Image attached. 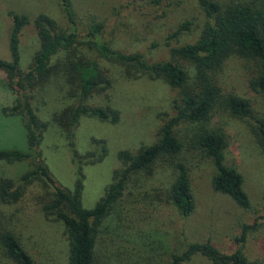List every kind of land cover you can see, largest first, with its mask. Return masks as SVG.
<instances>
[{"label":"rangeland","instance_id":"1","mask_svg":"<svg viewBox=\"0 0 264 264\" xmlns=\"http://www.w3.org/2000/svg\"><path fill=\"white\" fill-rule=\"evenodd\" d=\"M81 33H86L96 22L105 24V38L125 51L145 52L148 60L168 59L174 45L197 38L207 16L197 0H71ZM27 13L31 19L23 27L20 40V66L28 70L40 40L34 19L39 13H49L61 24L68 20L60 0H0V58L10 59L9 32L12 24L10 11ZM185 19L191 28L167 39ZM167 41L169 43H167ZM82 49V47H81ZM84 49V48H83ZM113 70V85L108 93L94 94L90 104L113 106L119 109L120 119L100 121L83 116L75 126L76 147L80 152H102L95 140H104L107 153L101 161L84 164L82 188L83 204L92 208L113 181L114 171L122 166L119 151L136 153L141 146L155 143L160 127L176 113L174 101L178 88L162 79L146 74L133 76L124 67L107 64ZM220 74L222 84L251 96L257 108H264V100L249 88L246 68L237 58L225 63ZM42 92H33L32 103L40 118L47 122L40 145L57 184L72 188L77 177V164L53 112L73 101L62 79L53 77ZM16 97L0 70V149L16 148L29 151L24 116L8 114L4 106ZM262 112V111H261ZM227 135L225 162L244 175V189L251 199L249 209L238 205L229 195L213 188L215 166L200 151H188L191 188L195 208L183 215L177 206L159 197V189L170 184L172 170L164 164L152 171L134 174L127 184L121 203L113 206L100 233L96 264H167L170 251L183 247L192 240L211 239L221 251L230 252L242 246L251 260L264 264V149L257 142L251 119L233 118L228 114L214 116ZM33 167L32 159L1 161L0 179L19 180L21 174ZM53 187L41 179L27 184L22 197L12 203L0 199V218L19 237L23 248L36 264H67L68 238L60 219L47 217L43 206L53 196ZM244 223L255 226L247 232L245 241L238 242ZM114 253L113 257L109 254ZM0 264H16L0 244ZM188 264H212L208 257L195 254Z\"/></svg>","mask_w":264,"mask_h":264},{"label":"trees","instance_id":"2","mask_svg":"<svg viewBox=\"0 0 264 264\" xmlns=\"http://www.w3.org/2000/svg\"><path fill=\"white\" fill-rule=\"evenodd\" d=\"M149 1L158 5L162 0ZM197 2L207 16L197 38L171 46L168 59L155 61L145 58V52L115 47L105 38L103 22H96L86 33H81L71 0H60L68 24H61L47 12L35 17L40 45L32 55L28 70L20 66V40L23 27L31 19L27 13L10 11V59L0 58V70L5 71L7 85L16 97L11 105L4 106V111L24 116L29 151L1 148L0 166L2 160L32 159L33 167L24 171L19 180L2 177L0 199L9 203L19 200L26 185L36 179L51 185L53 196L44 204L43 210L47 217L60 219L65 225L69 241L67 264H96L100 233L113 206L123 200L134 174L153 171L158 164L167 165L173 172L172 181L165 190L159 188L162 189L159 197L165 194L164 201L177 206L183 215L190 214L195 208V195L191 188L188 151H200L212 160L215 166L212 186L216 191L229 195L244 208L249 209L252 205L243 186V173L225 162L227 135L214 116L228 114L233 118L251 119L256 140L264 149V108H257L251 96L228 90L220 79L225 63L238 58L247 70L249 88L264 100V0ZM191 23L190 19H185L167 39L189 30ZM101 61L122 66L133 76L146 74L162 79L177 87L179 94L174 101L176 113L162 124L158 140L141 146L136 153L120 150L122 166L115 169L113 181L96 205L88 208L82 199L84 164L101 161L107 149L104 140H95L101 144L102 152L98 155L89 150L80 152L76 147L75 126L83 116L108 122L120 119L118 108L89 102L96 93L107 94L113 85L112 67L102 65ZM53 77L63 80L73 99L54 110L52 118L65 134L77 164V177L72 188L56 183L40 150L47 122L40 118L32 103L37 96L33 92L48 88ZM254 226V223H244L238 242L245 241L248 230ZM0 244L16 264H36L3 218H0ZM195 254L208 257L212 264H258L245 255L242 246L224 252L211 239L192 240L170 251L167 264H188ZM109 257L114 259V253Z\"/></svg>","mask_w":264,"mask_h":264}]
</instances>
